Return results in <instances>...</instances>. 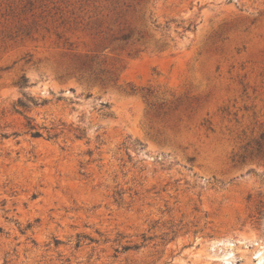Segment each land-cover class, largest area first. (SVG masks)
Returning a JSON list of instances; mask_svg holds the SVG:
<instances>
[{
  "label": "rangeland",
  "instance_id": "rangeland-1",
  "mask_svg": "<svg viewBox=\"0 0 264 264\" xmlns=\"http://www.w3.org/2000/svg\"><path fill=\"white\" fill-rule=\"evenodd\" d=\"M261 134L264 0H0V264H264Z\"/></svg>",
  "mask_w": 264,
  "mask_h": 264
},
{
  "label": "trees",
  "instance_id": "trees-1",
  "mask_svg": "<svg viewBox=\"0 0 264 264\" xmlns=\"http://www.w3.org/2000/svg\"><path fill=\"white\" fill-rule=\"evenodd\" d=\"M19 87H23L27 84V78L24 75H21L17 81ZM24 98H18L17 101L14 103V110L17 112H20V108H22L23 110L29 109L30 105H36L37 102L34 98H32L31 96H23ZM27 118V117H26ZM28 122V128L30 130V134L33 137H37L41 135L40 130L36 127V124L32 123L31 119L27 118ZM54 128V127H52ZM74 130L76 131V138H81L84 136V132L83 130L76 126L74 127ZM56 134H52V136H55ZM263 138L264 135L261 134L258 139L255 140V147L253 148L258 154L261 153V151H263ZM253 153V152H252ZM255 217H256V221L259 225H262L264 223V194L262 195V199L259 200L258 205L256 206V210H255Z\"/></svg>",
  "mask_w": 264,
  "mask_h": 264
}]
</instances>
